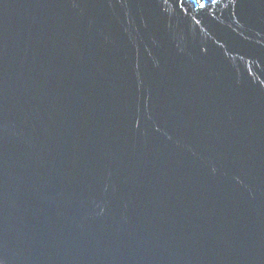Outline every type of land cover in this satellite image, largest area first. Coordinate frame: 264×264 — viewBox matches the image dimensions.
I'll return each mask as SVG.
<instances>
[{
	"label": "water",
	"instance_id": "obj_1",
	"mask_svg": "<svg viewBox=\"0 0 264 264\" xmlns=\"http://www.w3.org/2000/svg\"><path fill=\"white\" fill-rule=\"evenodd\" d=\"M0 264H264V0H0Z\"/></svg>",
	"mask_w": 264,
	"mask_h": 264
}]
</instances>
